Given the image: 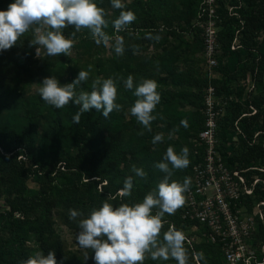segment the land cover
Instances as JSON below:
<instances>
[{
  "label": "trees",
  "instance_id": "trees-1",
  "mask_svg": "<svg viewBox=\"0 0 264 264\" xmlns=\"http://www.w3.org/2000/svg\"><path fill=\"white\" fill-rule=\"evenodd\" d=\"M201 1H126L124 10L133 11L137 19L119 32L125 47L119 57L114 52L108 59L95 56L104 45L97 46L87 30L72 37L75 30L71 27L63 34L74 39V46L68 64L62 66H48L44 61L49 57L37 58L22 41L21 54L0 50V264H21L37 250L45 255L54 250L57 264H95L90 249H85V260V253L69 248L56 224L79 231L77 221L69 219V209L87 216L104 201L114 205L141 201L163 178L164 173L154 165L169 146L178 153L186 146L190 161L188 167L175 170L170 180L182 183L185 177L191 178L192 166L203 151L197 136L204 127L203 96L209 85L226 101L217 129L218 149L225 164L236 169L264 168V0H215L219 52L210 74L198 31V22L207 19L205 12L199 16ZM11 2L0 0V10H6ZM96 3L105 10L109 20L105 31L112 36L115 29L111 21L121 10L114 9L111 0ZM146 33L161 39H146ZM149 44L155 52L143 53ZM133 45L138 51L134 52ZM200 53L205 61L203 71L195 60ZM79 54L86 62L80 64ZM88 65H92L90 80L80 86L86 91L94 78L126 79L132 75L134 83L145 78L158 83L161 100L151 132L128 113L136 97L125 89L123 80H116V102L123 105L121 111L105 118L93 109L83 113L78 124L73 122L78 105L70 102L56 109L29 90L35 68L46 67L49 72L43 73L65 84ZM181 120L188 126H182ZM141 131L144 135L138 134ZM157 133L164 135V141L153 145L151 140ZM132 165L142 167L146 178L134 177L131 195L112 200L124 180L134 175ZM244 174L248 179L252 175L261 179L253 194L246 197L248 202L264 200V170ZM180 211L165 215L164 230L174 226L187 237L192 233ZM200 233L199 229L192 242L185 241L190 254L202 253L207 264H225L220 245ZM253 242L256 246L264 243V218L257 220ZM144 264L175 261L148 259Z\"/></svg>",
  "mask_w": 264,
  "mask_h": 264
},
{
  "label": "clouds",
  "instance_id": "clouds-1",
  "mask_svg": "<svg viewBox=\"0 0 264 264\" xmlns=\"http://www.w3.org/2000/svg\"><path fill=\"white\" fill-rule=\"evenodd\" d=\"M111 5L121 10L111 21L117 33L125 31L136 21L133 11L124 10L126 5L122 0H111ZM105 16L104 8L98 6L96 0H13L6 10H0V50L12 48L22 36L32 32L29 46H35L37 58L57 57L60 54L71 56L74 39L63 34L64 29L71 27L75 30L72 37L87 30L97 46L110 47L117 57L123 56L124 39L119 35L110 36L105 31L109 26ZM145 38L156 42L161 39L152 33H146ZM132 47L134 52L138 51L137 46ZM91 71L92 65H88L87 70L80 69L77 77L65 84H61L54 75L45 77L36 91L47 105L56 109H62L70 102L78 105L79 111L73 116V122L78 124L81 115L93 109L105 118L113 111H121L123 105L116 102V80H123L125 89L132 90L136 97L128 113L151 132V124L157 119L154 112L161 100L158 83L148 78L134 83L132 75L126 79L120 76L115 79L94 78L91 79L90 91H86L80 86L90 80ZM181 125L188 126L186 120H181ZM138 134L144 135V132ZM163 141L164 135L157 133L151 143L156 145ZM188 156L186 146L179 153L174 147H167L163 159L154 165L164 173L163 178L139 202L114 205L104 201L99 207L92 208L87 216L79 210L69 209V219L77 221L79 229L75 241L81 249H90L94 253L92 258L95 264H144L148 259L161 262L173 260L175 264H200V261H204L207 264L202 253L190 254L185 246L187 237L182 230L174 226L164 230L165 215H174L186 203L185 193L190 189L191 178L185 177L182 183L170 178L175 170L188 167ZM131 172L134 175L124 180L122 188L111 197L112 200L129 197L134 177L147 176L145 170L136 165H132ZM87 256L86 252L85 259ZM21 264H57V261L54 250L46 255L37 250Z\"/></svg>",
  "mask_w": 264,
  "mask_h": 264
},
{
  "label": "built area",
  "instance_id": "built-area-1",
  "mask_svg": "<svg viewBox=\"0 0 264 264\" xmlns=\"http://www.w3.org/2000/svg\"><path fill=\"white\" fill-rule=\"evenodd\" d=\"M214 2L201 1L199 16L205 12L207 19L198 22L209 74L217 63L215 56L219 52ZM234 43L236 38L232 48L236 46ZM215 92L214 86L209 85L203 96L204 127L197 136L203 151L192 166L190 189L185 193L186 203L180 211L181 218L189 222L192 233L187 236V242H192L197 235L192 230L200 229L202 237L220 245L225 264H264V243L256 246L253 242L257 220L264 218V200L252 204L246 198L253 194L261 179L258 175L248 179L244 174L252 169L263 171L264 168L236 169L225 164L218 149L217 129L226 101Z\"/></svg>",
  "mask_w": 264,
  "mask_h": 264
},
{
  "label": "rangeland",
  "instance_id": "rangeland-1",
  "mask_svg": "<svg viewBox=\"0 0 264 264\" xmlns=\"http://www.w3.org/2000/svg\"><path fill=\"white\" fill-rule=\"evenodd\" d=\"M126 1L129 2L130 0H122L123 3H125ZM198 31H199V36H200V38L202 40V44H203V37H202V32H201L200 28ZM82 32H83V30L81 31V33ZM116 35L120 36V34L116 33V31L114 30L112 36L115 37ZM140 35H142V34H140ZM65 36L70 38V36H67V35H65ZM32 38H33L32 32L25 34L24 36H22L20 38L17 45H15L13 48H10L9 51H12L13 55H15L17 51H19L21 54L22 50L19 49V45H20V42L22 41V42H25L27 44V47H30V49H32L34 51V56H36L35 55V46H29V40ZM133 41H134V39L130 40V42H133ZM203 46H204V44H203ZM99 50L100 51H97L98 54H95V56L104 57L105 59L110 58L114 52V50L112 48L106 47V46H103V48H100ZM42 52H43V49H42ZM142 52L143 53L148 52L149 54H151V53L155 52V48H154L153 44H149V46L147 48H145V50H143ZM68 58H69V56H65L63 54H60L57 57H49V59H47L44 62H46L48 64V66L55 68L56 66L58 67V66L68 64V60H67ZM79 58H80V64L86 62V60H87V59L81 60L80 54H79ZM195 58H196L195 60L197 61V65L202 68V71L204 68L206 69L205 64H204L205 61H204V59H202L203 57H202L201 53L197 54L195 56ZM73 60H75V58ZM40 65L43 66V64H40ZM43 72H49V70L46 71V67H43V69H42V67L41 68H35L33 70L34 79L31 80L30 84H29L30 92L37 93L36 89L40 86L39 83L42 82L43 78L49 77L48 74H45ZM0 205H2L1 199H0ZM55 227H56V231L59 233L61 238L67 243V245L69 246V248L71 250H74V251L79 250L80 252L85 253V249H81L78 246L77 242L75 241V234L78 233V231L76 229H74L72 227H67V226L61 225V224H56ZM192 232H198V231L192 230ZM194 234H197V233H194ZM83 258L85 259V256H83Z\"/></svg>",
  "mask_w": 264,
  "mask_h": 264
}]
</instances>
